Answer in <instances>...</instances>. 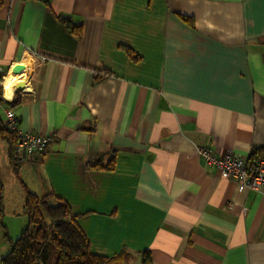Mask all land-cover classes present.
<instances>
[{"label":"crops","instance_id":"crops-1","mask_svg":"<svg viewBox=\"0 0 264 264\" xmlns=\"http://www.w3.org/2000/svg\"><path fill=\"white\" fill-rule=\"evenodd\" d=\"M0 74L19 130L53 136L18 163L0 137V259L29 192L124 264H264V194L197 153L264 146V0H2Z\"/></svg>","mask_w":264,"mask_h":264},{"label":"trees","instance_id":"trees-1","mask_svg":"<svg viewBox=\"0 0 264 264\" xmlns=\"http://www.w3.org/2000/svg\"><path fill=\"white\" fill-rule=\"evenodd\" d=\"M1 3L2 0L0 6ZM62 21L69 32L80 34L79 26L73 25L67 18H62ZM12 104L2 99L0 86V106L10 108ZM0 137L9 142L12 158L16 136L8 130L1 116ZM263 148L253 150L248 160H255ZM111 167L109 164L105 168ZM24 212L26 225L18 237L8 239L9 251L0 259V264H124L123 261H127L126 253L109 257L93 253L87 236L77 222V214L63 199L53 194L39 198L27 192ZM142 264H150L147 250L142 252Z\"/></svg>","mask_w":264,"mask_h":264},{"label":"built area","instance_id":"built-area-1","mask_svg":"<svg viewBox=\"0 0 264 264\" xmlns=\"http://www.w3.org/2000/svg\"><path fill=\"white\" fill-rule=\"evenodd\" d=\"M3 113L5 126L16 136V143L12 149L14 162H20L28 155L44 151L52 141V135L20 131L17 116L11 108L5 107ZM197 153L207 165L214 166L221 177L236 181L244 189L264 194V148L253 161L230 150L222 155H216L214 151L205 146H200Z\"/></svg>","mask_w":264,"mask_h":264},{"label":"water","instance_id":"water-1","mask_svg":"<svg viewBox=\"0 0 264 264\" xmlns=\"http://www.w3.org/2000/svg\"><path fill=\"white\" fill-rule=\"evenodd\" d=\"M21 72H25V67H21L20 70ZM17 82L15 84H13V86L15 87V89L17 91H21L24 87H25V80L24 78L21 79H15ZM13 101L15 100V98L12 99Z\"/></svg>","mask_w":264,"mask_h":264},{"label":"clouds","instance_id":"clouds-1","mask_svg":"<svg viewBox=\"0 0 264 264\" xmlns=\"http://www.w3.org/2000/svg\"><path fill=\"white\" fill-rule=\"evenodd\" d=\"M17 81L15 79L9 81L6 85H5V98L8 100H11L13 98L12 95V85L15 84Z\"/></svg>","mask_w":264,"mask_h":264},{"label":"bare ground","instance_id":"bare-ground-1","mask_svg":"<svg viewBox=\"0 0 264 264\" xmlns=\"http://www.w3.org/2000/svg\"><path fill=\"white\" fill-rule=\"evenodd\" d=\"M21 76L23 77V73H20L19 76H18L17 78H19V77H21ZM7 83H8V82H6V83L3 84V86H4V91H5V85H6ZM11 89H12V88H11Z\"/></svg>","mask_w":264,"mask_h":264}]
</instances>
